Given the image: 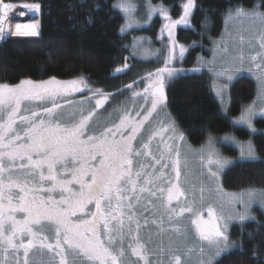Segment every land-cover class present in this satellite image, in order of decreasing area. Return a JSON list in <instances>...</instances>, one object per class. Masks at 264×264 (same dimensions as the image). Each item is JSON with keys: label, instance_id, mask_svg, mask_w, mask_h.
<instances>
[{"label": "snow or ice", "instance_id": "1", "mask_svg": "<svg viewBox=\"0 0 264 264\" xmlns=\"http://www.w3.org/2000/svg\"><path fill=\"white\" fill-rule=\"evenodd\" d=\"M23 6L39 11V5ZM11 7L0 0L2 18ZM196 7V0H186L182 14L173 19L163 5L153 6L149 0L145 24L157 14L165 21L161 28L168 41L165 66L125 85L133 106L116 110L114 119L103 118L112 94L92 88L83 77L0 83V264H186L196 251L201 257L208 254L199 264H215L230 249L227 220L248 219V204L255 194L248 192L247 202L244 194L233 196L229 203L244 205L236 217L218 215L204 202L205 187L197 197L189 185L183 133L174 123L158 119L167 102L166 80L183 71L168 65L187 51L180 45L177 53L174 32L178 26L190 27ZM113 8L125 18L123 35L135 23V6L131 0H120ZM258 8L229 9L226 24L251 20L253 35L247 43L258 50L249 53V60L259 70V95L264 97V12ZM23 28V34L36 35L35 23ZM15 34H22L21 25H16ZM244 44L241 35L237 56L241 64ZM219 47L228 51L223 42ZM136 49L134 41L133 57ZM127 70L125 58L124 67L116 72ZM231 71L221 68L216 77L227 75L231 80ZM216 91L222 95L223 88ZM77 93L83 98L75 99ZM255 109L254 102L235 123L252 129ZM225 140L235 142L234 137ZM200 158L207 166L205 181L215 180L231 163L219 157L211 142L207 158L203 154ZM241 159H258L250 141L241 145ZM166 230L185 242L183 252L162 244L148 247L154 234Z\"/></svg>", "mask_w": 264, "mask_h": 264}, {"label": "trees", "instance_id": "2", "mask_svg": "<svg viewBox=\"0 0 264 264\" xmlns=\"http://www.w3.org/2000/svg\"><path fill=\"white\" fill-rule=\"evenodd\" d=\"M116 1L2 0V3L10 5H39L40 20L39 11L24 6L11 7L10 24L6 26L0 23L4 28V33H0L1 41L5 36L14 34L17 22L22 25L35 23L36 34L40 26L41 33L38 37H9L0 44V83L16 85L24 79L41 81L55 77L58 80H72L83 77L94 88L130 100L132 94L125 89V85L133 80L139 81L149 72H155L164 65L165 59L164 51L157 59L150 61L133 57V39L146 34L156 45L159 44L165 21L158 16L148 27L122 35L120 29L124 18L113 8ZM152 1L167 6L173 19L179 18L181 5L186 2ZM257 3L264 12V0H196L197 7L190 27L178 26L175 30L177 42L189 47L185 63L193 65L203 52L202 43L210 46L209 37H219L229 9H253ZM28 16L30 20L26 19ZM125 58L130 70L126 74L117 73V68L124 67ZM210 79L205 72L175 78L167 90L168 111L194 147L202 146L211 135L221 137L232 134L239 139H252L258 159L254 162L236 160L224 171L222 187L234 193L247 189L264 190V135L252 137L249 130L235 127L231 121L240 116L244 107L255 98V82L245 76L231 85L230 108L228 114L224 115ZM256 125L264 128V119L257 120ZM223 152L226 157L237 156L236 149L232 147H225ZM259 213L253 220L230 226L228 235L233 246L215 264H264V213Z\"/></svg>", "mask_w": 264, "mask_h": 264}, {"label": "rangeland", "instance_id": "3", "mask_svg": "<svg viewBox=\"0 0 264 264\" xmlns=\"http://www.w3.org/2000/svg\"><path fill=\"white\" fill-rule=\"evenodd\" d=\"M119 3H120V0L116 1L115 5H118ZM131 3L135 6V11L132 14L135 23L133 24V26L131 28H128L125 33H128L132 30H140V29L146 28L151 24V22L156 17L159 16V14H157L156 16L153 17V19L150 23L145 24V21L148 18L147 13H148L149 0H131ZM150 3L153 6L163 5L164 8L169 10V13L171 15L170 9L167 6H165L163 3H156V2H153L152 0H150ZM23 5H34V4H27V3L15 4V5H13V7L14 6H16V7L17 6H23ZM258 5L260 6V4L257 3L254 8H256ZM242 8L245 10H248V11L253 10V9H247L244 7H242ZM9 10L10 9H8V11H7L6 18H2L3 13L0 12V18H2V19H0V23L3 25H6V26H8L11 22V20L9 18ZM258 10L260 12H262L261 7ZM17 24H21V22H17ZM137 24L141 25L142 27H137ZM124 25H125V18H124L123 26ZM252 29H253V25H252L251 20H249V19L240 18V19L233 21L230 24H226V16H225L224 28H223L222 33L217 38L209 37V39L211 41L210 46L203 45V43H202L201 50L203 52H201L198 55V57H197V59L193 65H187L185 63V60H186L188 52H189V47L178 42L177 53H178L180 45L184 46L187 49V51L185 52L184 57L182 59L179 58L177 55V58L174 59L172 61V63L169 64L168 66L169 67H175L177 69H182L183 71L179 75H187V74L202 73V72L207 73L209 75V77L211 78L210 81H211L212 89L215 93L217 100L219 101V103L221 105V109H222V112L224 115L228 114L229 108H230V106H229V103H230L229 90H230L231 85L237 79H239L241 77H245V76L248 77L249 79H251L253 82H255L256 96L242 110V112H243L246 108L253 105V103L255 102L256 114L252 117V121H251L252 129H254L255 131H253L252 129H249L246 125L235 123L240 118L242 113L240 114V116L231 119L233 126L246 128L247 130H249V132L251 133V135L253 137L257 134H263L264 135V128H259L256 125L257 120L264 119V114H261V108L264 107V97H261L259 95V93H260V82L257 79V75L259 73V70L256 69L253 65H251L250 60H249V53L251 52V54L255 55L256 51L258 50L255 47H250L247 43L249 38L252 37V35H253ZM174 35H175V39H176L175 32H174ZM241 35H243L245 38V44L243 46V51H244V62H243V64H241V62L237 58L238 52L240 50L239 37ZM6 38H8V37L5 36L4 40ZM159 40H160L159 44L156 45L154 43L153 39H151L146 34H140V35L134 37L133 42H132V46H133L134 41L137 44L135 58L143 60V61H150V60L157 59L159 56H161L163 54V51L165 52V57H166L167 52L165 49H166V45L168 44L167 33L165 32L163 35H161V39H159ZM222 42L226 45V47L228 48V51H224L221 47H219ZM1 43H2V41L0 40V44ZM158 50H159V53H158ZM258 60H259V58H258ZM261 62L264 63V61H261ZM164 66H165V64L162 67H164ZM197 67H199V69H200L198 72L191 71L193 68H197ZM229 67L232 69V71L229 73L232 77L231 80H229L227 78V75L220 76L218 78L216 77V73L219 72L221 70V68H229ZM250 67L252 68L251 71H249ZM210 69H212V70H210ZM174 80H172V81L166 80V89H165L166 96H167V90ZM61 81H69V80H61ZM87 83L92 88H94L93 85H91L89 83V81ZM214 84L216 86V89H218L220 87L223 88L222 95H217V91L213 87ZM85 91H87V90H85ZM82 98H83V94H81V93L75 94V99L79 100ZM125 105H127L129 108H131L133 106V101L131 99L126 100L124 97L119 96V95H114L113 99L110 101V106L106 105L107 112L103 114V118L114 119L116 117V115L119 114L116 110L123 109L125 107ZM101 111L103 112V110H101ZM158 119L167 120L168 122L174 123L176 128L180 132L183 133V131L177 126L174 119L171 117V115L168 111L167 102H166V106L164 107L163 111L160 112ZM183 135H184V133H183ZM225 137H234L235 142H233L232 140H225ZM249 141L252 143V145H254L252 139L243 140V139H239L235 135L232 136V134L231 135H228V134L222 135L221 137H216V136L214 137L213 135H211L208 138V140L206 141V143H204L202 146L194 147L187 141L186 136L184 135V142L182 144V152L184 153V155L187 157V160H188V165H187V168L185 169V172L187 173V179L189 181V185L191 186L192 190L195 192L197 197H199V195H200V193H199L200 187L201 186L205 187L204 202H205V204L212 205L216 209L218 215L222 214L225 217H229V216L236 217L239 213L244 212V205L243 204L234 203V202L229 203V201L232 200L233 196L239 198L241 196V194H244V199L247 202L248 201V196H247L248 192H253L255 194V197H254L253 201L250 204H248V208H249L248 219H246L245 221L255 219L256 216L258 217V215L260 214L259 212L264 213V202H262V200H261V198L264 197V190L247 189V190L242 191V192L234 193V192H227L222 187V177H223L224 171L230 165H232L236 160L247 161V160L241 159V145L246 146ZM210 142H211V146H213L215 148L219 157L222 159H225L227 161H231V163L226 165L223 169L219 170L218 177L215 180L205 181L204 175L207 172V166H206V164L201 163L200 157H201V154H203L205 159L207 158L209 147H210ZM225 147H232V148L236 149L237 156L234 158L226 157L224 155V152H223V149ZM255 152H256V149H255ZM256 156H257V153H256ZM181 180H182V182L184 181L183 176H182ZM209 188H211L212 190L211 191L208 190ZM207 218L208 217H207V214L205 212V219H207ZM245 221H243V222H245ZM234 223H242V221H240L238 218L228 219L227 220V224H228L227 235H228L230 226L233 225ZM167 228H168V226H167V224H165V229H167ZM228 237H229V235H228ZM161 244L163 245V247L165 249H167L169 247H172V248L179 247L182 252L184 251V247H185L184 241H182L180 238L176 237L175 234L172 233L171 231H167V230L164 233H162L160 236H157L154 234L152 241L149 243L148 247L151 249H156L159 246H161ZM230 245H231V247H230V249H231L233 246L231 244V242H230ZM219 257H217L216 260ZM207 258H208L207 252L205 253V255L203 257H201L199 255L198 251H196V252H193L191 254V256L186 258V264H199V261L201 259L206 260ZM152 259H153V261H155L156 258L152 257Z\"/></svg>", "mask_w": 264, "mask_h": 264}, {"label": "water", "instance_id": "4", "mask_svg": "<svg viewBox=\"0 0 264 264\" xmlns=\"http://www.w3.org/2000/svg\"><path fill=\"white\" fill-rule=\"evenodd\" d=\"M16 25H17V23L15 24V29H16ZM19 25H21V28H22V34H20V35L15 34V30H14V34L8 36V38H9V37L14 38V37H38V36H40V33H41V26H40V29H39V31H38V34H36V35H29V34H23V32H24V28H23V26H25V25H24V24H23V25H22V24H19ZM37 35H38V36H37ZM3 41H4V40H3ZM3 41H2V42H3Z\"/></svg>", "mask_w": 264, "mask_h": 264}, {"label": "bare ground", "instance_id": "5", "mask_svg": "<svg viewBox=\"0 0 264 264\" xmlns=\"http://www.w3.org/2000/svg\"><path fill=\"white\" fill-rule=\"evenodd\" d=\"M253 9H254V8H253ZM26 19L30 20V19H29V16H28V17H26ZM26 19H25V21H26ZM63 80H64V79H63Z\"/></svg>", "mask_w": 264, "mask_h": 264}]
</instances>
